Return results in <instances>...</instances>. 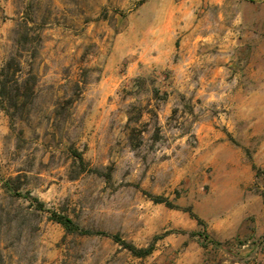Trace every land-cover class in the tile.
I'll list each match as a JSON object with an SVG mask.
<instances>
[{"label": "rangeland", "instance_id": "rangeland-1", "mask_svg": "<svg viewBox=\"0 0 264 264\" xmlns=\"http://www.w3.org/2000/svg\"><path fill=\"white\" fill-rule=\"evenodd\" d=\"M244 1L0 0V69L36 79L25 105H0V264H264V126L216 125L258 160L227 191L212 131L179 124L203 86L264 104V57L210 47L229 31L264 39V17L258 36L241 29Z\"/></svg>", "mask_w": 264, "mask_h": 264}, {"label": "crops", "instance_id": "crops-1", "mask_svg": "<svg viewBox=\"0 0 264 264\" xmlns=\"http://www.w3.org/2000/svg\"><path fill=\"white\" fill-rule=\"evenodd\" d=\"M239 16L238 22L241 24V29H244L247 34L258 36L261 29L257 24L260 18L264 17V0H254L252 3L244 1L241 4ZM216 46L218 50L224 51L250 48L249 56L264 57V39L237 38V35H233L231 31L225 33L222 39L212 41L210 47L216 48ZM181 78L185 81L183 86H186L190 75L183 73ZM212 79L214 80V77ZM256 91V89L244 88L228 91L227 89L200 87L195 92L196 97H200L202 101L194 100L193 112L179 121V124L186 128L208 129L206 133L212 131L208 134L209 151L207 156L213 166L211 171L213 181H211L213 184L227 185V191H239L254 181L253 167L258 160L249 159L245 152L227 140L225 134L214 129L216 125L234 127L240 123V125H247L248 129L251 128L252 136H258L260 129L264 126V104L255 102ZM187 94L192 95L193 91L189 90ZM187 135L188 133L184 132L178 135V138L184 140ZM222 139L224 140L222 141ZM195 167H199V165Z\"/></svg>", "mask_w": 264, "mask_h": 264}, {"label": "trees", "instance_id": "trees-1", "mask_svg": "<svg viewBox=\"0 0 264 264\" xmlns=\"http://www.w3.org/2000/svg\"><path fill=\"white\" fill-rule=\"evenodd\" d=\"M20 70V65H14L13 62L5 63L0 69V105L7 111L25 105L27 101L23 100L22 98H30L34 93V86L36 83L35 76L32 74L27 76L20 75ZM79 158L81 162H84L83 156L81 154L79 155ZM153 199L156 202H167L170 204L163 196H153ZM40 206L41 209H44L42 202L40 203ZM52 216L57 222L62 224L68 232H90L88 229H81L80 226L67 213H58L56 211H52ZM198 219L202 224L203 220L200 218ZM204 237L207 240L210 238L207 234H204ZM114 238L123 242V244L128 249L133 251L138 256H145L152 251V247L137 248L131 243H126L117 234L114 235ZM213 242L217 244L220 243V241H216L214 239Z\"/></svg>", "mask_w": 264, "mask_h": 264}]
</instances>
